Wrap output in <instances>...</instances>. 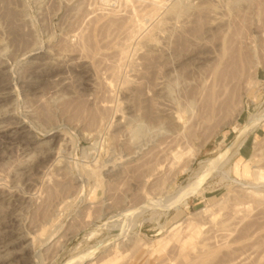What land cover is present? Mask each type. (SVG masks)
<instances>
[{
  "label": "rangeland",
  "instance_id": "374dc122",
  "mask_svg": "<svg viewBox=\"0 0 264 264\" xmlns=\"http://www.w3.org/2000/svg\"><path fill=\"white\" fill-rule=\"evenodd\" d=\"M0 264H264V0H0Z\"/></svg>",
  "mask_w": 264,
  "mask_h": 264
},
{
  "label": "bare ground",
  "instance_id": "6f19581e",
  "mask_svg": "<svg viewBox=\"0 0 264 264\" xmlns=\"http://www.w3.org/2000/svg\"><path fill=\"white\" fill-rule=\"evenodd\" d=\"M133 1V0H132ZM145 1V0H144ZM154 2H155V0H153ZM92 2V1H91ZM91 2H90V4H91ZM127 2V1H126ZM147 2V1H146ZM148 3V2H147ZM162 3H164V2H162ZM167 3V2H166ZM143 4V3H142ZM160 4H161V2H160ZM149 5V4H148ZM162 5V4H161ZM91 6V5H90ZM89 6V7H90ZM140 6H141V4H140ZM88 7V9H90ZM146 7V6H145ZM158 7V6H157ZM156 7V8H157ZM87 8V7H86ZM141 8V7H140ZM155 8V9H156ZM87 9V10H88ZM92 9V8H91ZM131 9V8H130ZM137 9H139V8H137ZM136 9V10H137ZM136 10H134V13L136 12ZM140 10V9H139ZM83 11H85V10H83ZM82 11V12H83ZM157 11H158V9H157ZM123 12H124V10H123ZM151 12V11H150ZM106 13V12H105ZM129 13V12H128ZM131 13V12H130ZM154 13V12H153ZM153 13H152V16H154L153 15ZM156 13V12H155ZM88 14V13H87ZM124 14H125V12H124ZM127 15V14H126ZM147 15V14H146ZM89 16V15H88ZM97 17V16H96ZM87 18V17H86ZM90 19H91V17H89ZM110 18V17H109ZM113 18V17H112ZM125 18V17H124ZM153 18V17H152ZM88 19V18H87ZM127 19V18H126ZM134 19V18H133ZM136 19V18H135ZM83 20V19H82ZM86 20V19H85ZM109 20V19H108ZM90 21V20H89ZM133 21V20H132ZM141 21V20H140ZM143 21V20H142ZM145 21V20H144ZM148 21H150V20H148ZM91 22V21H90ZM161 22V21H160ZM115 23H116V21H115ZM120 23V22H119ZM144 24H145V22H143ZM147 23V22H146ZM81 24V23H80ZM93 24V23H92ZM110 24H112V22L110 21ZM121 24V23H120ZM141 24V23H140ZM91 25V24H90ZM109 25V24H108ZM146 25V24H145ZM158 25V24H157ZM83 26V25H82ZM110 27H111V25H109ZM129 27H130V25H128ZM131 26H132V24H131ZM153 26V25H152ZM81 27V26H80ZM118 27V26H117ZM139 27H140V25H139ZM137 28V27H136ZM108 29V28H107ZM125 29V28H124ZM91 30V29H90ZM117 30H118V28H117ZM123 30V29H122ZM129 30H131V29H129ZM142 30V29H141ZM147 30H149V29H147ZM134 31H135V29H134ZM146 31V30H145ZM84 32V31H83ZM107 32V31H106ZM121 32H123V31H121ZM125 33V32H124ZM127 33V32H126ZM130 33V32H129ZM83 34V33H82ZM89 34V33H88ZM115 34V33H114ZM139 34V33H138ZM86 35H87V33H86ZM85 35V37H87ZM136 35V34H135ZM134 35V36H135ZM90 36V35H89ZM91 37V36H90ZM78 38V37H77ZM92 38V37H91ZM131 38V37H130ZM128 39H129V36H128ZM154 39V38H153ZM112 40V39H111ZM77 41V40H76ZM79 41V40H78ZM146 41V40H145ZM122 42V41H121ZM152 42V41H151ZM77 43V42H76ZM84 43V42H83ZM126 43H127V41H126ZM142 43H143V41H142ZM146 43V42H145ZM85 44H87V42L85 43ZM84 44V45H85ZM71 45V44H70ZM90 45V44H89ZM121 45V44H120ZM90 47H92V46H90ZM86 48V50H87V46L85 47ZM80 49H81V47H80ZM125 49H127V48H125ZM124 49V50H125ZM98 50V49H97ZM122 50H123V48H122ZM92 51V50H91ZM121 51V50H120ZM122 52V51H121ZM81 53V52H80ZM87 52H85V54H86ZM139 55V54H138ZM78 56V55H77ZM104 57V56H103ZM119 60V59H118ZM107 62V61H106ZM105 64V63H104ZM131 64V63H130ZM119 72V71H118ZM117 74H115V76H116ZM101 76V75H100ZM103 77V76H102ZM108 77V76H107ZM107 80V79H106ZM124 80H125V78H124ZM150 80V79H149ZM170 149H172V147L170 148ZM170 149H168L169 151H170ZM174 149V148H173ZM173 152H174V150H173ZM174 155H176L177 154V152H174L173 153ZM212 172V171H211ZM210 173V172H209ZM209 173L206 175V177L209 175ZM54 175V174H53ZM48 178V177H47ZM48 180V179H47ZM48 182V181H47ZM236 182V181H235ZM2 183V182H1ZM257 186V185H256ZM255 186V187H256ZM247 187H250V185L249 186H247ZM252 189H253V187H251ZM257 188V187H256ZM256 188H255V190H256ZM181 189V188H180ZM194 189V187H193V185H191V184H189L188 186H186L185 188H183V190L181 191V192H183V194L185 193V194H188V193H190L192 190ZM178 192H180V191H178ZM178 192H176V193H178ZM180 192V193H181ZM253 193V192H252ZM177 195V194H176ZM155 203V202H154ZM143 210H144V208H143Z\"/></svg>",
  "mask_w": 264,
  "mask_h": 264
}]
</instances>
